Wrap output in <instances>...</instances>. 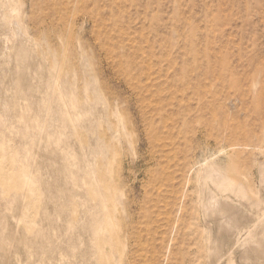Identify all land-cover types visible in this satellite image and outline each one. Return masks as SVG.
Here are the masks:
<instances>
[{
    "label": "rangeland",
    "instance_id": "1",
    "mask_svg": "<svg viewBox=\"0 0 264 264\" xmlns=\"http://www.w3.org/2000/svg\"><path fill=\"white\" fill-rule=\"evenodd\" d=\"M0 35V264H264V0H0Z\"/></svg>",
    "mask_w": 264,
    "mask_h": 264
},
{
    "label": "bare ground",
    "instance_id": "2",
    "mask_svg": "<svg viewBox=\"0 0 264 264\" xmlns=\"http://www.w3.org/2000/svg\"><path fill=\"white\" fill-rule=\"evenodd\" d=\"M0 37H3V35H0ZM1 40H3V39H1ZM7 40V39H6ZM2 43V42H1ZM2 45V44H1ZM1 49V48H0ZM10 63H12L11 62V60H10V57H9V54H8V52H7V50H5L4 51V49L2 50H0V81H1V84H0V90H2V92L3 93H7V92H9V91H11V90H20V88H23V85L24 84H26V79H25V75H23V70H21V67H20V65H18L17 64V66L18 67H20V76H19V78H14V74H11V71H8V70H10L9 69V65H10ZM15 66V65H14ZM7 67H8V70L6 71V69H7ZM22 75V76H21ZM21 77V78H20ZM20 92V91H19ZM13 93V92H12ZM4 96L6 95V94H3ZM2 95V96H3ZM6 97V96H5ZM11 97V96H10ZM1 98V97H0ZM9 98V97H8ZM12 98V97H11ZM1 100V99H0ZM4 100V99H3ZM3 100H1V101H3ZM2 105L3 106H6L7 105V102H5V101H3V103H2ZM13 105H14V103H13ZM6 108V107H5ZM9 109V108H8ZM7 109V110H8ZM9 113V112H8ZM6 115H7V113H6ZM6 115H5V117H3L2 116V120L4 119H6ZM216 170V169H215ZM210 175V174H209ZM221 178V177H220ZM213 180V179H212ZM215 180H216V182H220L221 181V179H217V178H215ZM213 182V181H212ZM219 185V184H218ZM222 185V184H221ZM221 187V186H220ZM228 190H230V189H228ZM238 190V189H237ZM236 190V191H237ZM207 193H206V204H205V207H206V217L207 218H212V219H214V217H218V219L219 220H221V221H224V222H226V221H228V228H230V229H233V230H235V231H237V233H238V235H239V233H242V230H241V227L242 226H247L248 225V219H249V221H250V218H249V216H251V215H247V213L244 211V207H245V205L241 202V201H239L237 198H236V196L232 193V192H229L228 191V193H226V194H220V193H217L216 191H215V189H213L212 187H208V189H207ZM221 191H222V189H221ZM223 192V191H222ZM244 194V193H243ZM78 195H81V194H78ZM86 195V194H85ZM246 196V195H245ZM80 198V197H79ZM244 198V197H243ZM246 198H248L247 196H246ZM86 201V200H85ZM101 209V208H100ZM99 210V209H98ZM251 210V209H250ZM247 211V210H246ZM245 212V213H244ZM102 213V212H101ZM253 213V212H252ZM93 215V214H92ZM254 215V214H253ZM256 215V214H255ZM262 216V215H261ZM260 216V217H261ZM252 217V216H251ZM258 217H259V215H258ZM263 217H264V215H263ZM90 218V217H89ZM244 218V219H243ZM242 219H243V221L246 219V222L244 223L243 221H242ZM259 219V218H258ZM264 218H262L261 220H263ZM218 221V220H217ZM216 221V222H217ZM253 221V220H252ZM260 221L258 220V224L257 225H254L253 226V229L252 230H249V229H251L250 227H246L245 228V231L247 232L248 230V233H246L247 235H245V236H248L247 237V239L246 238H244V239H246L245 241L244 240H242V238H240L239 236V238L240 239H238V237H237V239L235 238L234 240H235V244L237 245V248L239 247L240 249L242 248V249H244V252H246V253H243V255L242 256H245V255H247L248 253V251H253L252 249H248V250H246L247 249V247H248V245H252L251 243H253V244H255V245H260V243H262V241H264V222L263 221H261L260 223H259ZM212 223V222H211ZM250 223V222H249ZM252 223V222H251ZM213 225V224H212ZM218 226H220V225H218ZM249 226V225H248ZM227 228V227H226ZM227 228V229H228ZM229 229V230H230ZM244 229V228H243ZM228 231V230H227ZM214 233V232H213ZM232 233V232H231ZM217 234V233H216ZM228 234H229V232H228ZM234 235V234H233ZM232 235V237H234ZM243 236V235H242ZM258 237H260L261 238V240L260 239H258ZM216 238V237H215ZM229 238H230V236H229ZM84 241V240H83ZM82 241V242H83ZM84 243V242H83ZM82 243V244H83ZM225 245V244H224ZM83 247H84V245H83ZM222 247V246H221ZM255 247V246H254ZM260 246H258V249H260L259 248ZM235 248V247H234ZM233 248V249H234ZM251 248H253V247H251ZM220 248H219V246L218 245H216V250H219ZM239 249V250H240ZM254 249H257V247H255ZM230 251V250H229ZM236 251H238V250H236ZM242 251V250H241ZM240 251V252H241ZM256 251H258V250H256ZM219 252V251H218ZM235 252V251H234ZM239 252V253H240ZM238 253V252H237ZM238 253V254H239ZM219 255V253H217L216 252V254L214 255L215 256V258H216V255ZM226 253H224V255H225ZM228 254V253H227ZM217 255V256H218ZM229 255V254H228ZM238 257V256H237ZM214 258V259H215ZM223 258V257H222ZM225 258V257H224ZM225 259H227V256H226V258ZM232 259V258H231ZM240 259V258H239ZM249 259L250 258H248V261H249ZM222 260V259H221ZM220 260V261H221ZM235 260H236V258H235ZM260 260V259H259ZM262 260V259H261ZM260 260V261H261ZM64 261V260H63ZM78 261V260H77ZM223 261V260H222ZM225 261V260H224ZM240 261H242L241 259H240ZM246 261V260H245ZM255 261V260H254ZM80 262V261H79ZM219 262V261H218ZM238 262H239V260H238ZM250 262H252V261H250ZM256 262V261H255ZM254 262V263H255ZM87 263V262H86ZM246 263H248V262H246ZM260 263V262H259ZM68 264V263H67ZM75 264V263H74ZM218 264V263H217ZM221 264V263H220ZM226 264V263H225ZM230 264V263H229ZM240 264V263H239ZM242 264V263H241ZM252 264V263H251Z\"/></svg>",
    "mask_w": 264,
    "mask_h": 264
}]
</instances>
